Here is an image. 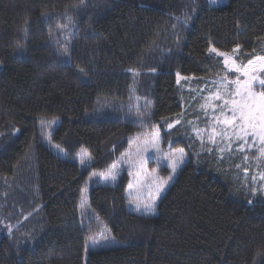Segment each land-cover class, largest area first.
<instances>
[{
	"label": "trees",
	"instance_id": "obj_1",
	"mask_svg": "<svg viewBox=\"0 0 264 264\" xmlns=\"http://www.w3.org/2000/svg\"><path fill=\"white\" fill-rule=\"evenodd\" d=\"M210 48L264 56V0H0V264H264V185L249 176L264 157L238 167L181 123L164 130L183 109L178 75L224 74ZM158 129L188 160L147 216L129 210V172L98 178Z\"/></svg>",
	"mask_w": 264,
	"mask_h": 264
},
{
	"label": "rangeland",
	"instance_id": "obj_2",
	"mask_svg": "<svg viewBox=\"0 0 264 264\" xmlns=\"http://www.w3.org/2000/svg\"><path fill=\"white\" fill-rule=\"evenodd\" d=\"M225 3L226 0H218L216 3H211L210 0H206V4L209 7L222 6ZM219 53H224L231 60H234L238 66L247 65V63L241 64L236 61L239 53L238 49H235V51L233 50L232 52H216L214 54H217L219 57H221L225 67L224 74H222L221 78H219L217 81H207L198 87L197 84L189 78L179 77V82L177 78L176 83L178 84V94L179 98L181 99V105L183 106L181 116L178 118L179 123H181L179 126V132L185 133L188 138L194 140L193 145L195 147L197 146V150L202 148L207 154L212 153V156L216 155L217 160L235 156L237 159V161L234 162L235 166L239 167L238 160L240 159L242 160V163L245 165V167H251L253 164L257 165V160L252 156V151L261 147L258 141L255 143L254 147L252 146L253 142L251 138L248 139L247 144H244L243 141L236 139L231 129L227 131L226 135H213V125H215V130L217 133L221 132L225 126L221 122H217V120L214 119L215 117H220V111L219 108H215L214 110L213 106L221 104L222 102L211 100L210 96L215 94L218 90L222 93L224 92L219 83L223 78L226 77L228 81L235 80L238 76L241 80L244 79L241 74L231 71V66H225V57L219 55ZM256 75L260 78H264V73H262L258 68ZM233 87L234 86L230 85L229 91H231ZM254 90L259 92L262 89L257 84L254 86ZM225 111L227 115H231L230 112H227V110ZM179 123L175 121L171 123V128H169V124L165 126L164 130H171ZM157 131L159 133L158 148L160 151L158 152L156 148L148 145L147 152H141L140 149L143 148L145 140H150L152 138V134ZM163 133V130L161 131L158 129L150 133H140L130 139L124 150V156L122 158L120 157V159H117L114 162L116 165V179L114 181L111 180V178L106 180L102 175L100 176V180L98 178V181L101 183H115L117 178L122 174L123 169H125L126 172H129L126 195L130 197L128 205L129 210L134 213L144 214L147 216L155 215V210L152 213L145 212L143 208H141L140 211H137L135 205L130 202L131 198L140 195L141 198L146 201L148 199L149 192L148 185L154 178L158 177L163 180H168V177L171 176L173 179L177 169L181 167L186 160H188L186 152H184L182 163L176 168L175 172L172 171L171 167L169 166V161L166 158V154L177 152V150L181 148H175L173 145H171L172 142L164 143L166 138L163 136ZM46 141H48V138ZM241 147L244 148L243 151L240 150ZM141 157H143L145 161L143 166L140 164ZM109 168L106 169V172ZM149 173L152 175H149ZM247 174L249 175V173L246 171L244 175ZM249 176L251 177V181L254 182L255 186L261 184L262 186L264 185V182H262L261 178L262 174L257 173L255 176ZM172 179L168 180V183L165 185V190L161 193L160 197L156 201V205L170 186ZM129 185H131V187H129Z\"/></svg>",
	"mask_w": 264,
	"mask_h": 264
},
{
	"label": "snow or ice",
	"instance_id": "obj_3",
	"mask_svg": "<svg viewBox=\"0 0 264 264\" xmlns=\"http://www.w3.org/2000/svg\"><path fill=\"white\" fill-rule=\"evenodd\" d=\"M210 2L216 3L218 0H210ZM185 23H187V20H185ZM210 51L216 53L217 49L210 48ZM219 55L225 57L226 67L231 66L230 70L241 74L244 79L241 80L238 76L237 79L228 81L225 77L219 82L220 87L224 90V92L222 93L218 90L215 94L210 96L211 100L222 102L221 104L213 106L214 110L215 108H219L220 111V117H215L214 119H216L217 122H221L225 126L221 132L217 133L215 125H213V135H226L227 131L231 129L236 139L243 141L244 144H247L248 139L251 138L253 142L252 146L254 147L255 143L258 141L261 145L258 149L259 154L261 157H264V78H260L256 75L257 68L264 73V56H257L254 57V59L248 60L246 66H238L234 60H231L224 53H219ZM257 84L262 89L259 92L254 90V86ZM230 85L234 86L231 91H229ZM225 110L230 112L231 115H227ZM177 123H179V121H177ZM171 127L172 125L170 124L169 128ZM158 140L159 133L157 131L152 134V138L150 140H145L144 146L140 149V151L147 152L148 145H151L159 152ZM240 150L243 151L244 148L241 147ZM183 156V149L166 154L169 166L173 172H175L176 168L182 163ZM88 158L90 159V157ZM144 162L143 157H141V166H143ZM81 163H84V157H81ZM101 175L106 180L111 178V180L114 181L116 179V165L113 164L106 173H102ZM149 175L152 174L149 173ZM261 178L264 179V175H262ZM171 179L172 177L169 176L168 180ZM168 180H163L158 177L154 178L148 185V199L145 201L140 195H137L132 197L130 202L135 205L137 211H140V209L143 208L147 213L154 212L156 201L165 190V185L168 183ZM129 187H131V185H129ZM252 191L255 195L257 189H253ZM9 231L11 230L9 229ZM100 235L102 239H107V237L103 236V234ZM89 239L92 240L93 243H97L95 235L90 236Z\"/></svg>",
	"mask_w": 264,
	"mask_h": 264
}]
</instances>
